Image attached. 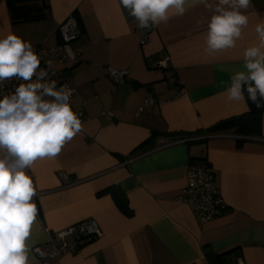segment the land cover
I'll return each instance as SVG.
<instances>
[{
  "label": "crops",
  "instance_id": "crops-1",
  "mask_svg": "<svg viewBox=\"0 0 264 264\" xmlns=\"http://www.w3.org/2000/svg\"><path fill=\"white\" fill-rule=\"evenodd\" d=\"M141 44L138 22L119 0H0V37L14 33L32 47L62 43L59 26L74 14L79 37L68 50L80 61H47L74 89L70 104L85 110L82 131L54 159L34 162L31 176L38 216L28 241L31 264H264V112L239 131L233 120L249 102L226 103L230 77L243 71V51L258 43L264 0H252L249 24L236 47L208 56L204 35L212 13L189 0ZM173 67L160 69L159 55ZM128 70L115 82L110 69ZM174 75L185 87L176 94ZM158 105L139 111L145 98ZM247 99V93H245ZM223 124V125H221ZM205 155L226 208L199 223L175 197L187 184L192 158ZM117 185L132 208L110 193ZM98 220L102 234L78 251L39 259V246L81 220Z\"/></svg>",
  "mask_w": 264,
  "mask_h": 264
},
{
  "label": "clouds",
  "instance_id": "clouds-1",
  "mask_svg": "<svg viewBox=\"0 0 264 264\" xmlns=\"http://www.w3.org/2000/svg\"><path fill=\"white\" fill-rule=\"evenodd\" d=\"M252 0H199L212 15L203 51L208 56L235 48L249 24L245 14ZM189 0H119L140 29L183 16ZM258 43L243 51V71L230 77L226 103L264 108V22L255 25ZM72 53L69 51V56ZM35 77V80H33ZM21 81L0 99V264H31L28 241L38 216L36 188L27 174L34 162L54 159L82 131L70 104L73 89L57 88L40 69L30 42L9 33L0 37V84ZM247 93V99L245 97ZM63 234H61L62 236Z\"/></svg>",
  "mask_w": 264,
  "mask_h": 264
},
{
  "label": "built area",
  "instance_id": "built-area-1",
  "mask_svg": "<svg viewBox=\"0 0 264 264\" xmlns=\"http://www.w3.org/2000/svg\"><path fill=\"white\" fill-rule=\"evenodd\" d=\"M156 26H152L147 29H142L141 44H146L150 40L152 31ZM59 32L63 38L61 44L53 47H33L37 55L40 57V69L44 70L48 74V81L55 82L57 88L62 85H67L73 89L72 96L75 94V89L65 80L59 77L58 71L48 66L47 61L50 59H56L60 62L72 61L79 62V54L72 53L69 56L68 46L69 43L77 39L81 33L80 26L74 14H70L64 22L59 26ZM157 67L160 69H171L173 64L170 57L165 55H159L156 57ZM128 75V70L123 69H110V77L115 82L123 81ZM35 80V77H33ZM176 85V94H182L185 92V87L176 80V77L172 75L169 79ZM21 81H5L0 84V99L6 94H11L14 88ZM161 101L157 96L150 95L145 98L143 104L139 106V111H142L146 106L154 107ZM81 121L86 119V113L84 109L75 111ZM215 173L205 155H195L188 167L187 171V184L182 189L181 193L175 197V200L180 203L188 205L196 220L199 223H204L218 217L221 212L226 208V204L223 200L222 194L219 188L214 183ZM61 234H63L61 236ZM102 234L101 226L97 219L89 218L78 222L77 224L59 232L55 236H50V242L52 249L49 252H45L39 246L34 248L35 254L39 259L45 257H58L61 254L78 251L82 243L92 238H98ZM235 264H245L242 258H237Z\"/></svg>",
  "mask_w": 264,
  "mask_h": 264
},
{
  "label": "trees",
  "instance_id": "trees-1",
  "mask_svg": "<svg viewBox=\"0 0 264 264\" xmlns=\"http://www.w3.org/2000/svg\"><path fill=\"white\" fill-rule=\"evenodd\" d=\"M249 102V111L236 118L235 120H233V123H238L239 124V131H243V128L248 124V120L246 119V117L250 118V117H256L257 115H260L264 112V108H260L257 109L255 104H253L250 100H248ZM223 125V124H221ZM99 193H110L112 195V197L114 198L115 202L117 203V205L119 206V208L124 211V213H126L127 215H132L133 211L132 208L130 207L129 203H128V199L126 194L124 193V191L122 190V188L120 186L117 185H112L109 186L107 188H105L104 190H101ZM95 238L89 239L94 240ZM86 240V241H89Z\"/></svg>",
  "mask_w": 264,
  "mask_h": 264
},
{
  "label": "water",
  "instance_id": "water-1",
  "mask_svg": "<svg viewBox=\"0 0 264 264\" xmlns=\"http://www.w3.org/2000/svg\"><path fill=\"white\" fill-rule=\"evenodd\" d=\"M60 77H62V76H60Z\"/></svg>",
  "mask_w": 264,
  "mask_h": 264
}]
</instances>
